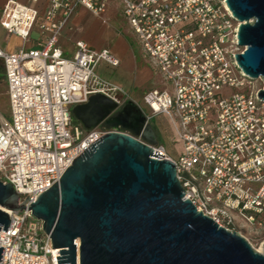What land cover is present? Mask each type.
I'll return each instance as SVG.
<instances>
[{"label": "built area", "instance_id": "built-area-1", "mask_svg": "<svg viewBox=\"0 0 264 264\" xmlns=\"http://www.w3.org/2000/svg\"><path fill=\"white\" fill-rule=\"evenodd\" d=\"M108 1L6 0L0 6V28L23 41L13 51L0 45L11 112L9 118L0 113V179L21 202L30 198L25 208L6 210L11 221L0 230V264H59L61 249L53 248L31 205L108 132L100 126L85 131L72 108L97 93L119 104L129 99L96 72L101 62L119 65L108 50L78 41L69 58L58 45L77 7L100 16ZM118 1L143 57L171 84L172 92L146 91L143 102L148 119L165 115L182 142L176 158L162 144L155 151L175 162L185 198L241 235L264 228V101L257 96L264 80L246 76L235 58L244 50L241 22L226 0ZM35 29L40 37L28 46Z\"/></svg>", "mask_w": 264, "mask_h": 264}, {"label": "water", "instance_id": "water-1", "mask_svg": "<svg viewBox=\"0 0 264 264\" xmlns=\"http://www.w3.org/2000/svg\"><path fill=\"white\" fill-rule=\"evenodd\" d=\"M226 2L241 22L244 50L235 58L246 76L264 80V0ZM5 80L0 73V84ZM257 96L264 101V88ZM72 114L85 131L108 132L31 205L61 249L59 264H76L77 255L79 264H264V250L185 198L175 162L155 151L157 133L136 101L119 104L97 93ZM27 199L0 179V230L10 225L6 210L25 208Z\"/></svg>", "mask_w": 264, "mask_h": 264}, {"label": "rangeland", "instance_id": "rangeland-1", "mask_svg": "<svg viewBox=\"0 0 264 264\" xmlns=\"http://www.w3.org/2000/svg\"><path fill=\"white\" fill-rule=\"evenodd\" d=\"M93 18L94 17L92 15H81L79 21L74 23L75 27L76 25H80V28H75L71 35L75 37V39L79 36H83L85 39H88L89 42L93 43V45L96 41V47L100 43L104 46H111L115 48V43L112 44L111 42L113 36L112 31L109 28L103 27L102 23L98 19L95 21ZM92 28L95 31H93ZM38 38L39 33L35 30L31 36V40L36 41ZM66 43L68 49L67 54L72 56L74 52L73 41H66ZM118 47L120 46L118 45ZM134 51V57L128 53L124 54L120 67H112L107 65L105 62H101L97 66L96 72L100 77L121 85L127 93L132 92L133 95H139L136 96L139 105L146 112V114H149L147 106L144 104L143 99H141V93L151 87L166 89L169 92H172V87L170 82L164 80L160 72L143 59L140 49H134ZM258 82V84H261V81ZM0 113L7 118L10 117L11 113L6 81L0 84ZM150 123L157 133L159 144H163L168 151V154L172 158H176L178 152L182 149V142L175 136V132L170 121L165 115H158L157 117L150 119ZM241 233L248 239L256 250L263 252L264 228L258 230L254 228H252V230L244 229Z\"/></svg>", "mask_w": 264, "mask_h": 264}, {"label": "crops", "instance_id": "crops-1", "mask_svg": "<svg viewBox=\"0 0 264 264\" xmlns=\"http://www.w3.org/2000/svg\"><path fill=\"white\" fill-rule=\"evenodd\" d=\"M5 1L6 0H0V6H2ZM20 1L27 2L28 0H20ZM81 15H86V16L92 15L94 17L93 19L95 21H96V19H98L102 23L103 27L109 28L113 33L111 42H112V44L115 43L116 47L113 48L111 46H104L100 43L96 47V41H95V44L93 45V43L89 42V40L85 39L83 36H79L78 38L75 39V37H73L71 35V33L74 31L75 28L76 29L80 28V25H76V27H75L74 23L79 21ZM35 30L37 31V29H35ZM92 30L95 31L93 28H92ZM33 32H32V34H33ZM36 41L30 40V42H28L27 45L28 46H34ZM66 41H69V42L73 41L74 52H73L72 56H69L67 54L68 49H67ZM78 41H84L87 43V45L89 47L97 49V50H108L112 55H114L115 57H117L119 59L120 63L117 67L121 66L125 53L132 55V57L135 56L134 49L135 50L140 49L141 55L143 57L141 47L138 43L137 37L133 33L130 25L128 24L124 14H123L121 3L118 0H109L107 3L106 10L100 16L94 15L91 11H89L88 9H86L82 6H79L76 8V10L73 12L71 17L68 19V21L66 22V24L62 28L61 35H60L59 41H58V45L63 50L64 55L66 57L71 58L74 56V54L77 50L76 44ZM0 45H1V47H3L7 51H13V50L19 48L20 46H22L23 41L15 35L7 34L2 28H0ZM118 45L120 47H118ZM143 59L146 60L144 57H143ZM147 63H149V62L147 61ZM153 88H157V87H151V88L144 90L140 95L141 99H143V96H144L146 91L153 89ZM128 95H129V99H132V100L138 102V100L136 99V96H139V95H133L132 92H128Z\"/></svg>", "mask_w": 264, "mask_h": 264}, {"label": "flooded vegetation", "instance_id": "flooded-vegetation-1", "mask_svg": "<svg viewBox=\"0 0 264 264\" xmlns=\"http://www.w3.org/2000/svg\"><path fill=\"white\" fill-rule=\"evenodd\" d=\"M0 73L5 74V70H4V66H3L2 61L0 62Z\"/></svg>", "mask_w": 264, "mask_h": 264}, {"label": "trees", "instance_id": "trees-1", "mask_svg": "<svg viewBox=\"0 0 264 264\" xmlns=\"http://www.w3.org/2000/svg\"><path fill=\"white\" fill-rule=\"evenodd\" d=\"M155 117H157V116H155ZM155 117H153V118H155ZM77 122V121H76ZM163 145V144H162Z\"/></svg>", "mask_w": 264, "mask_h": 264}]
</instances>
